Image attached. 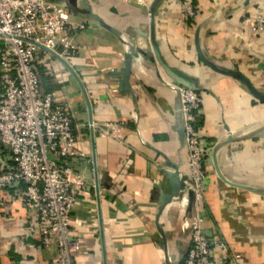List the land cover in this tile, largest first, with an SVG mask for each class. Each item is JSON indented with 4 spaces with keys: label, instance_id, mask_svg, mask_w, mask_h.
Returning a JSON list of instances; mask_svg holds the SVG:
<instances>
[{
    "label": "crops",
    "instance_id": "0c3cea01",
    "mask_svg": "<svg viewBox=\"0 0 264 264\" xmlns=\"http://www.w3.org/2000/svg\"><path fill=\"white\" fill-rule=\"evenodd\" d=\"M179 2L84 0L79 54L36 62L43 90L71 107L70 164L88 183L71 215L78 264H185L194 207L192 195L169 201L172 174L189 173L171 72L201 95L204 232L264 264V100L253 91L264 97V33L245 21L264 14V0H194L189 21ZM5 196L0 264H56V244L28 236L30 211L13 190Z\"/></svg>",
    "mask_w": 264,
    "mask_h": 264
},
{
    "label": "built area",
    "instance_id": "2783aa9c",
    "mask_svg": "<svg viewBox=\"0 0 264 264\" xmlns=\"http://www.w3.org/2000/svg\"><path fill=\"white\" fill-rule=\"evenodd\" d=\"M125 1L146 5V0ZM179 1L185 20H193L194 0ZM245 21L264 33L263 13ZM86 28L87 21L65 1L0 0V206L13 190V198L30 211L33 222L27 235L44 247L55 243L56 264H78L82 244L71 229V215L88 183L70 164L78 139L71 107L55 91L43 90L36 62L41 53L64 60L79 54L76 36ZM176 87L189 151L184 194H193L194 207L185 264H247L224 239L204 232L208 150L196 126L201 95L184 85ZM90 126L100 132L94 122Z\"/></svg>",
    "mask_w": 264,
    "mask_h": 264
},
{
    "label": "water",
    "instance_id": "95a60500",
    "mask_svg": "<svg viewBox=\"0 0 264 264\" xmlns=\"http://www.w3.org/2000/svg\"><path fill=\"white\" fill-rule=\"evenodd\" d=\"M65 3L67 4L68 8L75 13L78 16L81 17H86L87 15H85L82 11V6H84V0H64ZM151 39L152 42H154V37L151 35ZM154 49H155V45L153 44ZM171 72V71H170ZM171 75L173 77V80L175 83L179 84V85H184L187 87H190L194 90L198 91V87L194 84L191 83L189 81H186L182 78H180L178 75L174 74L173 72H171ZM128 77V73H126L125 78L127 79ZM253 91L255 92L256 96L259 97L260 99L264 100V97L261 96L258 91L256 89H253ZM181 135L183 136V138H185V131L182 128L181 130ZM172 179L174 182V190L173 193L171 194L169 201H173L176 200L177 198H179L180 196L184 195V190L186 188V181L188 180V176L187 175H182L181 177L179 176V172L176 171L172 174ZM188 195H192L193 194L191 192H189Z\"/></svg>",
    "mask_w": 264,
    "mask_h": 264
},
{
    "label": "trees",
    "instance_id": "16d2710c",
    "mask_svg": "<svg viewBox=\"0 0 264 264\" xmlns=\"http://www.w3.org/2000/svg\"><path fill=\"white\" fill-rule=\"evenodd\" d=\"M202 123H201V116L200 114L198 115L197 117V122H196V126H200Z\"/></svg>",
    "mask_w": 264,
    "mask_h": 264
}]
</instances>
